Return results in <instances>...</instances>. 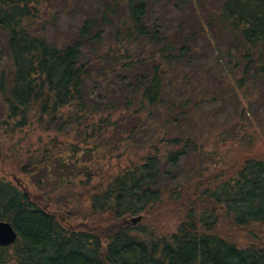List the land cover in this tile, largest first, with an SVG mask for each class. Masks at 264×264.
Returning <instances> with one entry per match:
<instances>
[{
    "label": "trees",
    "instance_id": "1",
    "mask_svg": "<svg viewBox=\"0 0 264 264\" xmlns=\"http://www.w3.org/2000/svg\"><path fill=\"white\" fill-rule=\"evenodd\" d=\"M96 1L0 0V152L25 130L54 134L17 155L15 168L38 188L54 184L65 192L63 202L44 194L47 189L32 196L18 179L0 178V221L18 237L0 246V264H264V156L185 187L163 171L198 155L187 128L203 120L205 100L169 75L171 64L187 61L189 37L148 24L147 7H187L191 0ZM218 3L208 16L193 8L191 38L205 35L216 15L227 36L222 41L212 31L208 40L217 54L219 45L229 49L227 79L239 89L253 70L264 88V0ZM81 4L86 11L73 37L60 44L41 35L49 10L66 13ZM140 45L148 55L134 54ZM239 68L241 77L234 78ZM97 78L105 86L95 97L85 85ZM155 123L162 125L160 139L138 145L143 153L123 166L104 167ZM66 129L76 143L66 144L64 154L57 137ZM165 210L175 218L170 233L127 224L137 216L160 220ZM235 231L245 233V243L228 236Z\"/></svg>",
    "mask_w": 264,
    "mask_h": 264
},
{
    "label": "rangeland",
    "instance_id": "2",
    "mask_svg": "<svg viewBox=\"0 0 264 264\" xmlns=\"http://www.w3.org/2000/svg\"><path fill=\"white\" fill-rule=\"evenodd\" d=\"M96 2L100 3V0ZM149 4L146 16L148 24L159 27L166 26L168 32H178L179 35L189 37L188 45L191 51H189L187 61L171 64L168 67L170 78L173 81L181 80L189 88V91L194 90L197 96H202L205 100L200 110L203 120L200 121L199 125H191L187 128L190 134L195 135L196 139L193 138L191 141L192 144L196 145L198 150H195H197L198 155L195 157V154H189L186 160H182L178 164L179 168L174 169L167 165L163 171L170 173V176L175 180L174 183L179 182L185 187L189 183L195 185L197 181L211 179L214 175L229 171L233 165H239L246 158L264 156V88L261 87L262 76L260 73L255 74L252 70L250 73L251 75L253 73L254 76L247 78L239 89L233 88L232 79H227L225 75V71L231 68L227 57L229 49L219 45L218 48L216 47L219 51L217 54L214 50L215 47H213V40H211L212 43L208 40L209 37H212V31H214V38H220L222 41H225V36H227L225 31L221 30L222 23L216 15H210L213 23L211 29L205 26V35L191 38V34L197 30L195 28L197 20L193 8L197 7L199 12L208 16L210 11L215 12L218 10L220 6L218 0H191V6L187 7ZM85 11L86 8L83 4L66 13L61 12L58 14L53 9L49 10L48 16H44L38 26L41 35L49 42L63 43L67 40V37H73L78 31L84 19L83 13ZM53 15L56 16L54 20H52ZM125 43H123V47L127 49ZM96 48V45L93 47L88 46L84 49V52L89 55L96 51ZM141 49H143L142 45L138 50L133 51L134 54L138 55L142 51L141 56L148 55L149 49ZM129 53L131 55L132 52ZM134 54L132 53V56ZM222 64H224L223 67ZM239 71L240 76L236 73L234 78L241 77L240 68ZM101 80L100 78L94 81L88 80L85 85L87 94H92L95 97L100 95L102 87L105 86V83L101 85L102 83L99 82ZM253 80H255L254 85H252ZM26 132L28 131H23L19 135L21 136L19 139L9 144L6 148L7 152L4 150L0 152V178L14 183L18 179L16 184L27 190L32 196H37L40 190L47 189L44 194L50 196L53 200L62 201L65 192L60 194V185L49 184L48 187L44 185V187L38 188L33 185L31 180H27L17 173L15 168L17 155L24 156L28 151L37 148L40 143H45L48 139L55 137L54 134L40 132L26 134ZM65 132L66 136L57 137L61 153L64 154L66 144L76 143L75 134L67 129ZM162 134V125H156V123L153 129L138 131L132 141L129 142L130 145L121 146V150L112 153L113 157L119 155L121 159L115 160L112 158L109 162L102 160V164L105 168L109 167L115 170L117 167L123 166L126 159L134 160L137 155L143 153L139 150L138 145H142L152 137H157L158 140L162 137ZM157 144L158 141L154 145L158 146L159 150L164 149L162 144ZM89 157L86 158L87 163L92 162ZM45 198L46 196L43 197L44 201ZM161 214L164 216L160 220L154 221V215H152L149 219L153 221L144 222L142 221L143 217L140 216V222L133 225L131 218L127 221V224L134 228L139 224H143L149 229L155 228L154 230L157 231L158 235L174 231L176 224L174 216L168 210L161 212ZM222 227L224 226L222 225ZM228 236L239 243H245V233L242 231L229 232Z\"/></svg>",
    "mask_w": 264,
    "mask_h": 264
},
{
    "label": "water",
    "instance_id": "3",
    "mask_svg": "<svg viewBox=\"0 0 264 264\" xmlns=\"http://www.w3.org/2000/svg\"><path fill=\"white\" fill-rule=\"evenodd\" d=\"M141 217H133L131 223L135 225L140 222ZM17 233L10 223L5 221H0V246L8 247L14 244L17 240Z\"/></svg>",
    "mask_w": 264,
    "mask_h": 264
}]
</instances>
